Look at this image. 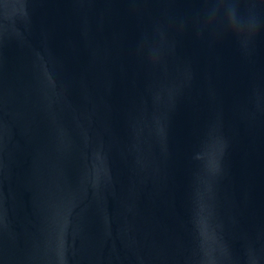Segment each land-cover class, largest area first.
Returning a JSON list of instances; mask_svg holds the SVG:
<instances>
[{"label": "water", "instance_id": "water-1", "mask_svg": "<svg viewBox=\"0 0 264 264\" xmlns=\"http://www.w3.org/2000/svg\"><path fill=\"white\" fill-rule=\"evenodd\" d=\"M0 264H264V0H0Z\"/></svg>", "mask_w": 264, "mask_h": 264}]
</instances>
